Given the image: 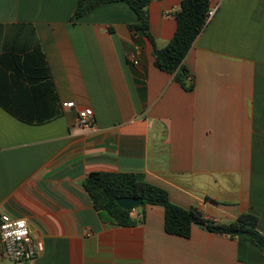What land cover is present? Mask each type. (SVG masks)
<instances>
[{
  "label": "crops",
  "instance_id": "1",
  "mask_svg": "<svg viewBox=\"0 0 264 264\" xmlns=\"http://www.w3.org/2000/svg\"><path fill=\"white\" fill-rule=\"evenodd\" d=\"M79 1L0 0V99L26 118L0 106V215L45 246L20 264H264L256 246L243 262L235 239L200 226L169 235L161 206L136 209L134 227L106 224L83 186L93 171L143 174L216 223L254 214L264 234V0H210L185 59L191 92L155 67L126 3L73 19ZM183 1L151 2L159 49ZM0 264H15L1 243Z\"/></svg>",
  "mask_w": 264,
  "mask_h": 264
},
{
  "label": "trees",
  "instance_id": "2",
  "mask_svg": "<svg viewBox=\"0 0 264 264\" xmlns=\"http://www.w3.org/2000/svg\"><path fill=\"white\" fill-rule=\"evenodd\" d=\"M80 0L73 19H78L103 3H126L137 15V23L129 28L134 35H144L153 46L154 65L157 69L174 75V80L185 90L191 92L193 83L191 73L185 65V59L207 26L210 13V0H185L174 14L178 26L174 37L163 49L157 47L150 32L149 6L153 0H97L91 5ZM0 106L20 120L22 115L0 99ZM89 193L100 219L109 225L134 227L137 225L131 214L118 204L120 198H142L140 208L145 212L149 206H161L165 209V230L169 235L190 238L193 226L207 228L211 233L235 239L239 245V259L246 262L247 248L254 245L264 252V234L258 230L259 218L245 213L229 224L211 221L197 209H185L170 198L168 190L150 183L145 175L136 173H119L93 171L83 182ZM136 210V209H135Z\"/></svg>",
  "mask_w": 264,
  "mask_h": 264
},
{
  "label": "built area",
  "instance_id": "3",
  "mask_svg": "<svg viewBox=\"0 0 264 264\" xmlns=\"http://www.w3.org/2000/svg\"><path fill=\"white\" fill-rule=\"evenodd\" d=\"M213 12L209 13V17ZM134 64H138L134 62ZM64 108L74 109L73 102L64 103ZM95 115L91 108L78 110V124L89 129L94 123ZM135 210L132 211L134 213ZM0 243L4 255L15 264L31 261L40 256L44 250L43 240L35 235L29 223L24 219L13 218L8 214L0 215Z\"/></svg>",
  "mask_w": 264,
  "mask_h": 264
},
{
  "label": "water",
  "instance_id": "4",
  "mask_svg": "<svg viewBox=\"0 0 264 264\" xmlns=\"http://www.w3.org/2000/svg\"><path fill=\"white\" fill-rule=\"evenodd\" d=\"M97 0H86L85 4L86 5H91L92 3H94ZM118 204L128 210V211H133L137 208L142 207L143 205V199L142 198H138V197H134V198H120L118 199ZM207 229V228H206Z\"/></svg>",
  "mask_w": 264,
  "mask_h": 264
}]
</instances>
